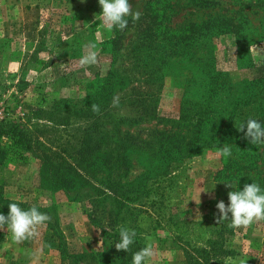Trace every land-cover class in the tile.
I'll list each match as a JSON object with an SVG mask.
<instances>
[{
    "label": "rangeland",
    "instance_id": "obj_1",
    "mask_svg": "<svg viewBox=\"0 0 264 264\" xmlns=\"http://www.w3.org/2000/svg\"><path fill=\"white\" fill-rule=\"evenodd\" d=\"M260 76L264 0H0V123L28 142L0 140V264H121L125 241L134 264H264V191L233 206L224 153L187 149L204 96L208 138Z\"/></svg>",
    "mask_w": 264,
    "mask_h": 264
},
{
    "label": "trees",
    "instance_id": "obj_2",
    "mask_svg": "<svg viewBox=\"0 0 264 264\" xmlns=\"http://www.w3.org/2000/svg\"><path fill=\"white\" fill-rule=\"evenodd\" d=\"M214 76L212 74L211 78H215ZM214 92L204 96L198 106L194 135L187 149L190 150L191 146L202 142L204 147L217 148L220 154L224 153L217 177L223 182L235 185L233 206L245 197L262 201L264 191V76L251 80L248 87L242 89V94L236 96L235 101L228 99V104L234 105L236 112L230 113L228 121L216 126L207 138L202 136L201 129H204L209 122L210 111L214 108L216 102L213 99ZM16 127V123H0V140H10L14 146L22 149L28 148V142L23 139V132L17 130ZM114 156L106 186L116 198L132 202L134 199L129 197L131 189L125 188L119 180V170L124 166L125 158L120 151ZM143 192H139V198ZM8 202L9 200L0 193V240L3 237V227L9 218ZM126 234L131 235L125 232ZM127 242L125 241V244L121 246L119 253L121 264H134L132 262L133 252Z\"/></svg>",
    "mask_w": 264,
    "mask_h": 264
},
{
    "label": "crops",
    "instance_id": "obj_3",
    "mask_svg": "<svg viewBox=\"0 0 264 264\" xmlns=\"http://www.w3.org/2000/svg\"><path fill=\"white\" fill-rule=\"evenodd\" d=\"M11 262H13V261H11ZM16 262L18 263V264H26L27 262H28V260H27V257L26 256H21L20 257V260H18V259H16ZM16 262H14V263H16ZM20 262V263H19ZM16 263V264H17Z\"/></svg>",
    "mask_w": 264,
    "mask_h": 264
}]
</instances>
